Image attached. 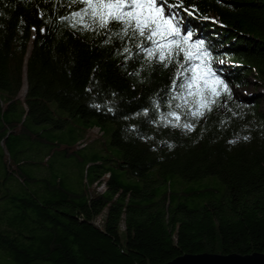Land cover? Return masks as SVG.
Returning a JSON list of instances; mask_svg holds the SVG:
<instances>
[{
    "label": "trees",
    "instance_id": "16d2710c",
    "mask_svg": "<svg viewBox=\"0 0 264 264\" xmlns=\"http://www.w3.org/2000/svg\"><path fill=\"white\" fill-rule=\"evenodd\" d=\"M173 4H182L173 9L182 33L204 42L230 90L203 117L191 115L196 98L173 85L188 75H176L181 56L164 67L136 47L143 38L113 36L119 26L72 27L81 3L0 0V264H161L182 253L264 252V111L258 97L234 89L247 75L264 88V0ZM49 101L61 110L56 117ZM110 123L116 155H80ZM93 127L100 135L92 142ZM39 149L42 166L52 155L73 159L88 195L53 171L21 177L23 165L37 164L22 155ZM211 176L221 188L186 183Z\"/></svg>",
    "mask_w": 264,
    "mask_h": 264
},
{
    "label": "snow or ice",
    "instance_id": "6c2138e0",
    "mask_svg": "<svg viewBox=\"0 0 264 264\" xmlns=\"http://www.w3.org/2000/svg\"><path fill=\"white\" fill-rule=\"evenodd\" d=\"M71 3L84 5L79 11L71 14L74 28L82 24L83 29L91 30L96 26L111 31L112 27L119 26L120 32H112L113 36H119L121 40L125 37L133 40L137 37L143 38L136 47L146 53L148 60L158 57L164 67L168 66L163 63L165 60L171 61L174 57L181 56L182 59L177 63L183 71L178 70L176 75H188L185 82L178 84L173 80V85L180 89L186 88L187 94L196 98V107L191 110L193 117L205 116L206 112L213 110L216 97L222 92L229 93L228 85L216 76L210 66L211 53L205 49L204 42H190L193 36L191 30L182 33V20L178 19L179 13L173 11L176 7H182V4L168 5V0H71ZM184 10L188 11L187 8ZM85 17H88L90 23L85 21ZM61 19L68 20L69 17ZM104 42L109 43L108 40ZM148 44L151 46H147ZM123 52L129 53L126 58H130L129 47H124ZM176 107L179 108L180 105ZM147 112L145 109L144 113ZM167 116L176 121L173 127L181 126V117L177 112L170 111ZM182 127L191 131L194 125L184 123Z\"/></svg>",
    "mask_w": 264,
    "mask_h": 264
},
{
    "label": "rangeland",
    "instance_id": "374dc122",
    "mask_svg": "<svg viewBox=\"0 0 264 264\" xmlns=\"http://www.w3.org/2000/svg\"><path fill=\"white\" fill-rule=\"evenodd\" d=\"M252 76L250 75H247V83L244 84V86H235L234 89H235V94L239 97H245V96H250L252 97V95H254L253 97H258V106L261 110L264 111V88L259 86V85H253L252 84ZM24 85H25V82H24V78H23V81H22V87L20 88L19 90V93L18 94H22L23 93V90H24ZM26 86V85H25ZM48 105L51 109H53V114H54V117H56V115H59V112L61 110H59L56 106V104L54 103V101H49L48 102ZM75 116L70 119V122H66L64 124V128L65 129H69V128H72L71 125L76 121L75 120ZM111 128H112V124H107L105 126V131L106 133H104L102 136H100L98 138V136L100 135V132L96 129H89L88 132H90L88 134V139H91L92 140H98L95 141L93 144L91 143V145L89 147H87L86 149L84 150H79V154L80 155H83V156H88V157H99V155H103V156H106L108 157L107 155H112V156H115L116 155V152H117V149L114 148L113 146H110L111 144H109V141H110V132H111ZM52 136L49 133H45L44 135V139H46L47 141L49 139H51ZM50 141V140H49ZM45 142V141H44ZM93 142V141H92ZM42 150H37V152L35 153H31V152H25L23 155H22V158L23 160H25L26 157H29L31 156L32 159H36L35 161H37L36 165H31V164H25L22 166L21 168V172L18 171L17 169H15L17 172H20V176L23 177L24 175L22 174L24 172V174H28V173H32V175H35L38 177V175L42 174V172L44 171L45 173H49L50 171H53L54 173H57L58 176H61L63 181L66 182V179H68L67 181L69 183H66V187L69 188L70 191H77L79 190V187H81V189L83 190L82 193L88 195V190H90V186H86L85 184H83V186H79V182H78V174H79V169L77 168V164L76 162L73 160V159H69V158H61V157H56V156H50V160H48L46 163H44V166H42L43 163H41L39 161V164H38V160H41L42 158ZM33 154V155H32ZM52 154V153H51ZM40 156V157H39ZM12 160V159H11ZM14 163V160L11 161V164ZM46 164H49V165H53L56 167L55 170H52L51 168L48 169L45 167ZM112 164V163H111ZM58 166V167H57ZM58 168V169H57ZM24 169V170H23ZM152 170H154V168H152ZM66 171H68V173H66ZM105 175V174H104ZM136 179V178H135ZM129 180L131 181H134V178L131 177L129 178ZM10 183L14 184L15 183V178L13 177L12 180L9 181ZM208 182H213L215 187H217V189L221 188L222 185L221 183L218 181V179H216V177L214 176H211L209 178H202L200 179L199 181H196V182H193V181H190V182H186L187 185L188 184H191L193 185V187H199V186H202L203 184H206ZM93 187V186H92ZM104 186H102L100 189L96 190L97 192H101L103 190ZM82 193H78L77 196H81L83 195ZM105 210L103 209L101 211V213H99L95 219L93 220V222L95 223L96 226H100L102 224V216L104 214ZM119 228L120 230L123 228V225L122 223L119 225Z\"/></svg>",
    "mask_w": 264,
    "mask_h": 264
},
{
    "label": "water",
    "instance_id": "95a60500",
    "mask_svg": "<svg viewBox=\"0 0 264 264\" xmlns=\"http://www.w3.org/2000/svg\"><path fill=\"white\" fill-rule=\"evenodd\" d=\"M26 48L23 57L24 61L29 53V49H31L30 41ZM161 264H264V252L253 251L250 254H236L233 252L220 254V252L208 253V251H203L202 253H182Z\"/></svg>",
    "mask_w": 264,
    "mask_h": 264
},
{
    "label": "built area",
    "instance_id": "2783aa9c",
    "mask_svg": "<svg viewBox=\"0 0 264 264\" xmlns=\"http://www.w3.org/2000/svg\"><path fill=\"white\" fill-rule=\"evenodd\" d=\"M93 128L96 129L97 132L99 131L97 127H93ZM93 128H92V129H93ZM99 132H100V131H99ZM94 185H95V184H94ZM102 186H103V183H101L99 186H96V187H95V190L100 189Z\"/></svg>",
    "mask_w": 264,
    "mask_h": 264
},
{
    "label": "bare ground",
    "instance_id": "6f19581e",
    "mask_svg": "<svg viewBox=\"0 0 264 264\" xmlns=\"http://www.w3.org/2000/svg\"><path fill=\"white\" fill-rule=\"evenodd\" d=\"M23 88H25V85H24V87Z\"/></svg>",
    "mask_w": 264,
    "mask_h": 264
}]
</instances>
